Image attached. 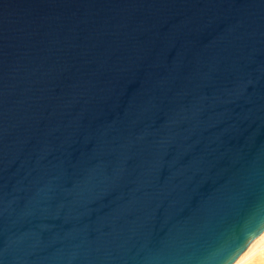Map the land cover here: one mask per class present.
Returning <instances> with one entry per match:
<instances>
[{
	"label": "water",
	"instance_id": "95a60500",
	"mask_svg": "<svg viewBox=\"0 0 264 264\" xmlns=\"http://www.w3.org/2000/svg\"><path fill=\"white\" fill-rule=\"evenodd\" d=\"M264 232V0H0V264H233Z\"/></svg>",
	"mask_w": 264,
	"mask_h": 264
},
{
	"label": "bare ground",
	"instance_id": "6f19581e",
	"mask_svg": "<svg viewBox=\"0 0 264 264\" xmlns=\"http://www.w3.org/2000/svg\"><path fill=\"white\" fill-rule=\"evenodd\" d=\"M233 264H264V232L252 241Z\"/></svg>",
	"mask_w": 264,
	"mask_h": 264
}]
</instances>
